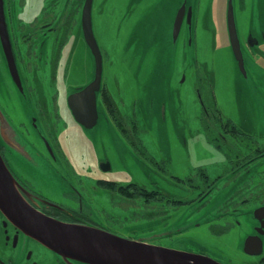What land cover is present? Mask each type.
<instances>
[{
    "label": "rangeland",
    "instance_id": "rangeland-1",
    "mask_svg": "<svg viewBox=\"0 0 264 264\" xmlns=\"http://www.w3.org/2000/svg\"><path fill=\"white\" fill-rule=\"evenodd\" d=\"M7 1L11 3H7V7L14 31L31 32L32 25L47 14L51 18L59 10V4L62 7L66 0H58L54 5L56 0ZM213 1V28L195 33L194 44L180 50L179 45L176 48L172 43V22L182 0H94L93 25L104 58L103 95L107 99L110 117L119 131L112 121H108L102 101L99 105L100 120L93 129L82 127L70 115L65 128L66 124H59L52 109L50 116L54 120L53 127L47 128L36 107L35 96L25 100L14 85L15 93L9 92L8 96V70L0 66V102L13 115L8 131L19 140L16 141L18 144L25 147L23 143L26 140L31 143L28 131L34 129L36 122V126L51 137L59 153L67 152L68 157L85 152L87 168H94L92 161L98 158L111 159L114 172L105 174L107 179L123 184L135 183L149 191H159L162 182L164 191L171 198H195L196 190L188 189L183 184L176 186L177 183L169 179L164 182L152 162L154 158L157 161L165 159L168 163L169 152L172 154V173L177 177H196V171L200 168L207 169L212 178L224 173V156L208 142L201 128L202 104L194 91L195 87H199L200 99L213 115L209 117L217 119L219 114H214L218 108L220 114L230 119L240 131L247 133V137L237 140L245 152H255L258 147L264 149V51L254 49L256 55L253 57L254 52L243 47L246 54L245 77L231 55L226 29V0ZM72 32L70 45H74L76 50L72 54L74 65L71 72L77 73L80 60L85 62L86 70L94 63L80 35L79 26ZM139 41L138 58L143 60L139 62L132 54L131 58L126 59L128 54L125 53L137 47ZM128 43L132 46L125 52ZM55 76L56 95L57 88L64 89L65 79L62 75ZM73 79L70 80L71 90L85 83L83 78L77 84ZM29 84L32 85V82ZM43 88L49 101L53 97L52 87L45 84ZM109 93L114 101L108 100ZM26 106L33 107L19 119L20 110ZM58 119H63L61 111ZM21 120L26 128L19 125ZM37 144L44 151L41 143ZM27 150L39 165L34 151L32 153L30 148ZM260 164L259 167L252 166L247 178L244 177L242 183L229 190L228 194L236 201L233 205L239 208L238 211L246 206L253 209L261 200V197L253 194L264 197V158ZM59 168L66 174V168L55 165L56 170ZM15 170L20 172L19 175L23 174L21 167ZM59 178L60 184L68 188L60 174ZM231 182H234L233 179L226 181V186ZM32 183L54 194L39 180ZM223 185L224 181L211 197L212 200L209 197L208 203L201 209H198V204L180 207L161 202L146 204L142 199H131L122 194L118 196L117 203H112L109 195L102 194L103 214L114 217L112 220H128L125 227L133 240L208 255L223 264H253L257 258L244 252V236L240 231L238 233L237 228L230 229L231 232L226 235L222 232L226 228V220L204 224L225 209L226 189ZM38 186L34 185L35 188ZM242 188L248 189L235 193ZM242 193H245L242 199L250 198L246 204H238ZM111 206L114 208L111 209ZM232 217L245 218L241 215ZM162 220H167L166 231L163 230ZM178 231L182 233L169 236Z\"/></svg>",
    "mask_w": 264,
    "mask_h": 264
},
{
    "label": "flooded vegetation",
    "instance_id": "flooded-vegetation-1",
    "mask_svg": "<svg viewBox=\"0 0 264 264\" xmlns=\"http://www.w3.org/2000/svg\"><path fill=\"white\" fill-rule=\"evenodd\" d=\"M4 1L9 27V35L13 48V55L22 82V96L25 100H28L27 98H30L31 96H35L36 107L40 112V116L44 118V124L47 128L53 127L54 120L50 116L51 109L53 110V112H55V117L57 118L59 124H66L65 128H67L66 121L68 122L69 115L70 117H73L71 109L69 107V97L72 94L80 91L79 89L82 90V88L89 85L95 76V59L92 56L90 50L89 55H91V59L94 65H89L88 69L86 70L84 67L85 62L80 60L78 72H71L72 65H74V57H72V54H74L76 48L74 45H70V37L73 33L72 30H74V28L78 25L80 35H82V37L84 38L81 25V15L85 0H66L62 7L59 4V10H57V13H55L51 18L50 14L45 15L46 17H42L38 23L31 26V32H22L19 30L18 32L14 31L12 23L9 22V13L7 7V3L9 5L11 3H9L7 0ZM57 1L58 0H56L53 5ZM184 1H186V13L183 19L180 31L181 33L176 42L172 41L173 45H175L176 48L179 45L180 50L194 44L195 33L202 32V30H211L214 25L212 19L215 10L213 0H204V3L202 0H182V2L179 3L178 10L183 5ZM233 3L236 16V24L238 27L237 29L241 40V46L244 51L243 53H245V50L243 48L244 46L245 48L247 47V49H249L252 53L254 52V49L264 51V0H233ZM190 7L192 8L191 24L188 23V9ZM228 8L229 0H226L227 33ZM176 14L173 17L172 30L176 19ZM181 39L183 42L182 46H180ZM140 44L141 42L139 41L137 47L132 48L129 53H125L128 54L126 56V59L131 58L132 54L135 58H137L139 62L143 60H140L138 58ZM131 46L132 44L128 43L125 52L129 50ZM34 48H36V51H34ZM101 51L103 54L102 48ZM231 55L234 61L235 58L232 52ZM254 55H256L255 52L252 56L254 57ZM244 57L246 59V54H244ZM0 66H2L3 69L5 66L8 70V77L10 79L9 80L8 78H6L8 96L9 92L10 94L15 93L12 85H14L15 88L19 91V88L14 83V80L10 74L6 56L2 47L1 38ZM129 68L130 65L128 66V70H130ZM55 75H62L65 79L64 89L60 90L59 88H57L56 95ZM210 76L211 78H213L212 74H210ZM71 78H74L73 80H76V84L79 79L83 78L85 79V83L83 85H76V87H74V89L72 88L71 90ZM60 79L61 77L59 78V80ZM29 82H32V85L29 84ZM45 84L52 87L53 97L51 96L52 98H50L49 101L43 88ZM104 89L105 88L103 87L102 78V86L100 91L97 93L98 110L99 105L102 101L107 111L106 115L108 121H112L115 128L118 130V127L115 125L108 112L107 99H105L103 95ZM195 90L199 98V87H195L194 91ZM107 97L108 100L114 101L110 93ZM199 100L202 104V114L209 113L210 110L206 108L202 99L199 98ZM0 107L2 108L5 117L8 119L7 120L0 114V154L4 159L8 170L10 171L9 173H11L14 179L12 186L21 201L31 208L35 209L36 211H39L41 214L55 219V221L57 222L75 226H88L106 231L125 239L133 240L129 236V233L125 227V224L128 220H112L115 218L110 217L107 214H103L104 211L101 203V197L102 194H107L110 196V202L117 203V198L122 193L121 190L128 188L135 183L123 184L119 183L118 180L115 181L105 178V174H111L114 172L113 163L111 159H106L107 157H104V159L98 158L97 160L92 161V165H94V168H87L85 152L78 153L77 156L70 154V156L68 155V157L66 155L67 152L59 153L55 148L51 137L44 132V129H39L36 126V122V127L33 126L34 129L28 131V136L31 139V143L29 142V140H26L23 143L25 147H23L22 145L17 143L19 140L12 134V132L8 131V127L12 123L13 115H11L4 103H1ZM32 107L33 106H26L25 109H21L18 118L22 119V117L25 116ZM60 111L63 119H58V117L60 116ZM219 112L220 110L217 108L215 110V113ZM56 114H58L59 116L57 117ZM220 116L224 120H230L226 119L222 114H220ZM220 116H217V118H219ZM225 123L226 122H224L223 124ZM220 124L221 122L215 123V125L219 126ZM19 125L25 127L22 120L21 122H19ZM62 127L64 126L62 125ZM201 128L205 132L207 137V132L202 121ZM219 135L222 139L225 150L224 152H222L219 151L216 147L215 148L224 156L225 171L223 174L217 177L212 178L208 173V170L204 168H200L196 171V177H177L172 173V154H170L169 152L168 163L165 159L160 161H157L154 158L152 159V162L155 166L154 169H157L159 171V176L164 182L169 179L172 183H177L175 184L176 186H179V184H183L188 189H193L197 192L196 197L190 200L171 198L170 195L166 191H164L163 184L161 182L159 185V188L161 189H159L158 191L160 192V202L162 204H166L167 206L170 205L171 207L198 204V209H201L206 206L209 201H207L209 197L210 199L211 197H214V194L219 185L221 183L223 184L224 181L223 187L224 189H226V198L223 206L225 207V209L223 211H220L217 216L207 220L208 222L204 224L212 223L215 220H226V228H224L222 232L228 235L233 228H237L238 233L240 231V233L244 236V244L249 236L261 237V239L263 240V252L260 255H248L257 258V260L253 262V264H264V231H262L264 229V215L259 217L258 215H255L256 209L264 207V197L253 194L256 197H261V200L256 205H254L253 209H248V207L246 206L238 211L239 208L233 205V202L236 201L232 200L231 196L228 194L231 188H234L236 185L242 183L244 177L247 178L248 174L252 170V166L259 167L261 165L260 163L264 158V149L258 147L257 149H263V152H236L231 153L230 156H227L226 128L225 133H219ZM122 136L124 137L123 134ZM53 138L55 137L53 136ZM207 140L212 146H214L209 141L208 137ZM232 140L237 141L238 139L233 138ZM128 142L132 144L131 141ZM37 143H41L44 151L40 150L37 147ZM56 145L60 148L59 144ZM26 147L30 148L32 153L34 151V157L38 161L39 165H36V162L34 161L31 153L29 152V150H27ZM55 165L62 166L64 169L66 168V174H64L60 168L56 170ZM226 166L228 169H226ZM18 167L22 168L23 174L19 175L20 172L15 170ZM88 173L91 175L88 176ZM59 174L62 178V181L64 182L63 184H66L68 188L65 189V187L60 184L61 180L59 178ZM229 179H233L234 182H231L228 186H226V181H228ZM37 180L44 183L48 188L52 189L54 194H51L48 189H40V187L36 183H32ZM58 180H60V182ZM34 185L38 187L35 188ZM137 186L140 187L138 184ZM243 189L248 188H242L235 193H240ZM105 191L106 193H104ZM244 196L245 193H242V197L240 198L241 200L238 201L239 203L237 202L238 204H246L250 201V198L242 199ZM169 201H171V203H169ZM179 201H184L186 202V204H179ZM113 208L114 206H111V209ZM238 215L245 216L244 220L238 218L234 219L232 217ZM162 221L163 230L166 231V227L168 225L167 220ZM181 233L182 231H178L177 233H174L172 235L170 234L169 236H174ZM141 242L154 245L148 241ZM0 264L87 263L66 257L56 250L50 248L45 243L36 238V235L33 233V231L27 229L20 220L7 216L0 209ZM227 264H230V262H228Z\"/></svg>",
    "mask_w": 264,
    "mask_h": 264
},
{
    "label": "water",
    "instance_id": "water-1",
    "mask_svg": "<svg viewBox=\"0 0 264 264\" xmlns=\"http://www.w3.org/2000/svg\"><path fill=\"white\" fill-rule=\"evenodd\" d=\"M93 3L94 0H85L81 25L87 47L95 59V76L89 85L69 97V107L74 120L86 129L95 128L100 119L97 93L102 86L104 71L103 54L94 32ZM185 13L186 1L176 14L172 32L174 42L180 36ZM191 14L190 7L189 24H191ZM237 28L234 3L233 0H229L228 34L231 51L240 72L247 77L245 53ZM0 38L10 74L19 91L23 92L21 77L13 55L4 0H0ZM199 98H201L200 94ZM0 114L5 117L1 107ZM9 172L0 154V209L7 216L20 220L27 229L33 231L36 238L66 257L87 264H223L208 255L158 247L88 226L57 222L21 201L14 191L12 186L14 179ZM255 215L263 216L264 207L256 209ZM244 252L260 255L263 252L261 237L249 236L244 244Z\"/></svg>",
    "mask_w": 264,
    "mask_h": 264
},
{
    "label": "trees",
    "instance_id": "trees-1",
    "mask_svg": "<svg viewBox=\"0 0 264 264\" xmlns=\"http://www.w3.org/2000/svg\"><path fill=\"white\" fill-rule=\"evenodd\" d=\"M215 113L214 115H216ZM220 116V113H218ZM210 112L203 113L202 122L207 132V137L209 141L216 147L219 151L224 152V145L219 133L224 134L226 128V155L230 156L231 153L236 152H245L243 147L240 146L238 141L232 140L233 138H245L247 137V133H244L239 130V128L231 121V120H224L221 116L217 119H214ZM216 122H221L220 126L215 125ZM226 122L225 124H223ZM211 123V124H209ZM255 152H263V149H257ZM124 196L127 198L135 199L139 198L142 199L146 204L153 203V202H160V192L153 190L148 191L143 187H138L137 184H132L130 187L121 190ZM171 203V201H169ZM179 204L185 205L186 202L179 201Z\"/></svg>",
    "mask_w": 264,
    "mask_h": 264
}]
</instances>
